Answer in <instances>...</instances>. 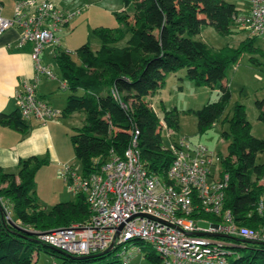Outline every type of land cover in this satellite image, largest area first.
Returning <instances> with one entry per match:
<instances>
[{"label": "trees", "instance_id": "obj_1", "mask_svg": "<svg viewBox=\"0 0 264 264\" xmlns=\"http://www.w3.org/2000/svg\"><path fill=\"white\" fill-rule=\"evenodd\" d=\"M123 2L125 7L133 6L132 16L123 10L115 13L117 28L94 29L98 50L93 52L88 42L83 44L75 50L76 63L70 53L56 49L54 61L61 71L62 87L69 92L61 116L75 112L85 114L84 125L70 135L83 177L98 173L112 153L123 157L135 126L139 130L138 148L144 168L148 174L167 183L166 173L173 156L162 146L161 131L162 128L175 130L178 120L172 111L163 110L159 116L147 98L163 87L167 75L180 69L186 70L187 78L197 87H211L224 79L226 67L235 64L243 53L262 57L264 66V49L262 43L254 44L257 38L250 36L236 48L225 46L217 50L194 39L206 26L231 35L235 18L248 14L249 9L245 13L225 0ZM249 60L259 66L255 56ZM113 90L119 100L113 98ZM231 97L229 86L222 85L217 100L207 102L195 115L201 132L218 122L228 125V131L222 133L229 140L227 155L221 163L229 176L224 209L230 211L237 225L264 232V184H261L264 163H256L257 154L264 151V140L252 136L243 105L236 104L231 117L225 116ZM258 106L261 108L260 104ZM0 126L22 134H26L28 128L26 119L17 110L9 115L0 114ZM47 164V159L30 157L20 161L17 173L0 168V264H35L34 255L40 251L60 259V264H91L105 259L117 249L108 255L82 256L83 259L77 260L57 253L39 240L41 233L73 224L85 225L91 218L84 193H77L73 201L57 203L50 209L40 204L35 177ZM260 203L261 211L258 210ZM7 214L9 219H6ZM204 217L218 222L213 216ZM240 239L222 238L237 244V247H229V264H264V242ZM130 242L141 247L146 260L161 264V258L148 250L145 242L139 239Z\"/></svg>", "mask_w": 264, "mask_h": 264}, {"label": "built area", "instance_id": "obj_2", "mask_svg": "<svg viewBox=\"0 0 264 264\" xmlns=\"http://www.w3.org/2000/svg\"><path fill=\"white\" fill-rule=\"evenodd\" d=\"M249 1L248 14L235 18V23L250 37L260 39L264 49V0ZM77 14L60 11L49 0H17L11 19L0 14V37L15 28L20 31L16 47L32 45L35 77L22 80L21 90L14 97L23 119L46 122L61 116L37 94L42 78H55L40 55L46 45L59 47L55 33ZM111 94L119 100L116 91ZM138 139L139 130L134 126L123 157L112 153L100 171L88 177L72 166L60 165L59 175L69 189L86 195L91 218L85 225L41 233L40 241L70 256L82 257L102 253L112 243L113 250L139 239L161 258V264H229L231 245L207 234L264 242L263 230L237 225L230 211L224 209L229 176L222 169V156L201 144L180 139L167 149L173 160L165 183L147 173L140 159ZM258 210H262V203ZM204 215L218 222L203 228L201 223L207 222ZM126 260L123 256V264Z\"/></svg>", "mask_w": 264, "mask_h": 264}, {"label": "rangeland", "instance_id": "obj_3", "mask_svg": "<svg viewBox=\"0 0 264 264\" xmlns=\"http://www.w3.org/2000/svg\"><path fill=\"white\" fill-rule=\"evenodd\" d=\"M60 11L78 13L77 16L68 24L59 27L58 38L60 40V48L70 53L71 59L78 63L75 50L85 43H89V47L93 52L98 50L99 42L93 34L96 28H117L119 26L115 13L123 10L130 16L133 14V6H124L123 0H49ZM227 3L235 4L243 12L250 5L249 0H225ZM232 35H224L216 31L211 26L204 27L200 34L194 37L195 40L204 42L213 50L221 49L225 46L238 47L240 43L249 36L240 26H232ZM259 44V41H256ZM122 45L124 43H121ZM251 55L243 53L235 64H230L225 69V76L222 81H218L211 87H197L186 76V70L180 69L174 74H169L165 78L164 85L151 98H147L153 111L162 116L163 110L172 111L177 116L178 126L175 130H167L162 128L161 139L162 146L169 149L172 143L186 139L193 144H201L209 151L225 157L227 155V146L229 140L222 136L224 131H228L226 123L218 122L214 126L200 131L198 127L195 112L200 110L207 102L217 100L218 91L223 83H227L230 87L231 100L225 111V116L231 117L234 106L236 104L243 105L246 113V119L251 126V134L257 139L264 140V66H252L248 59ZM262 60V59H261ZM48 65L55 79H41L38 84V91L41 89L42 94L46 98L49 107L54 111L61 112L65 105L69 92L62 87L61 71L56 65L53 56L48 60ZM261 105V108L258 106ZM61 110H60V109ZM47 122L59 123L63 122L66 126V135L58 139L60 144L59 150H63V142L65 140L66 147L69 151L70 161L65 162L72 166L79 173L81 171L80 163L75 158L73 148L70 143V135L75 129L81 128L85 123V114L83 112H75L67 117H58L47 120ZM48 123V124H49ZM172 134L169 138L168 134ZM59 147V146H58ZM40 152L37 158L47 159L48 164L42 167L35 177V190L40 204L42 206L50 197L52 192L61 195L58 203H66L73 201L74 192L68 187V184L56 173L59 183L53 180L54 167L56 162L53 160L51 147L48 143L40 142L36 146ZM49 150V152H48ZM62 163V164H65ZM256 163H264V151L257 154ZM18 169L14 172L16 173ZM264 184V181L261 182ZM68 193L69 197L66 195ZM73 193V194H72ZM51 207H47L50 209ZM213 222L207 219V222L201 223L203 228H208ZM231 246L237 247L234 241H226ZM148 250L152 248L144 243ZM139 245L132 242L121 245L115 252L101 261L91 264H113L116 261H122L123 256L127 257L126 264H154L143 257V252ZM233 251V250H232ZM237 251V250H235ZM117 255V256H116ZM35 264H60L61 260L51 257L49 254L40 251L34 255Z\"/></svg>", "mask_w": 264, "mask_h": 264}, {"label": "crops", "instance_id": "obj_4", "mask_svg": "<svg viewBox=\"0 0 264 264\" xmlns=\"http://www.w3.org/2000/svg\"><path fill=\"white\" fill-rule=\"evenodd\" d=\"M16 1L17 0H0V14L3 18L11 19L13 17ZM249 8L250 5L244 12L247 13ZM244 31L246 32V30ZM58 33L59 31L55 33L57 38ZM232 34H234V31H232ZM19 36L20 31L12 28L6 31L0 37V114L4 115H9L17 110L14 97L15 94L21 90V81L25 79L31 81L35 77L34 63L31 59L32 45L26 44L23 48L18 49L16 47V43ZM247 38H249V36ZM257 40L259 41V44H261V40L256 39V41ZM256 41L254 42L255 45L257 44ZM60 47H56L52 44L46 45L40 55L41 62L44 65L49 66L48 60L51 56H53L54 59L56 49L64 50ZM251 56H255L259 60V65L262 64V57L258 56L257 54ZM249 59V64L256 66L253 65ZM222 85L228 84L225 82ZM38 89L39 88H37L38 96L46 102V98L42 94L41 89L39 91ZM48 123L49 122L47 121L41 122L34 119H27L26 124L28 128L26 134H22L7 127L0 126V168L6 172L15 173L14 171L16 169L19 170L18 164L20 161L41 155L36 148L40 142L48 143L49 147H51V150L53 151V160L57 163L53 171V180L55 183H59L55 175L56 173L59 175L60 165L70 161L69 151L66 147L65 140H61L63 142L62 145L64 151L59 150L60 144L58 142L60 137L63 139V137L66 135V126H64L63 122ZM36 194H38V192H36ZM60 195L61 192L59 194L52 192L50 197L47 198L46 202H43L42 200V203H44L43 205H45L43 207L47 209V207H52L53 205L57 204L60 201L58 200ZM66 195L69 197L68 193H66Z\"/></svg>", "mask_w": 264, "mask_h": 264}, {"label": "water", "instance_id": "obj_5", "mask_svg": "<svg viewBox=\"0 0 264 264\" xmlns=\"http://www.w3.org/2000/svg\"><path fill=\"white\" fill-rule=\"evenodd\" d=\"M0 212L2 213V207H1V205H0ZM1 218H2V221L3 222H5L4 220V217L3 216H1ZM10 223H12V222H10ZM12 225L15 227V228H18V230H21L19 227H17V226H15L13 223H12ZM121 229V227L119 228V230ZM118 235V233L115 235V237H114V239L116 238V236ZM208 236H215V237H220V238H227L226 236H223V235H210V234H207ZM241 241H245L244 239H240ZM113 245H114V243H112L109 247H108V249H106L104 252H102V253H99V254H95L96 256L95 257H100V256H102V255H108V254H110L111 253V251H112V248H113ZM53 249H55V248H53ZM55 251L57 252V253H59V254H62V255H68V254H66V253H64V252H62L61 250H58V249H55ZM68 256H70V255H68ZM84 257H74V259H77V260H80V259H83Z\"/></svg>", "mask_w": 264, "mask_h": 264}]
</instances>
